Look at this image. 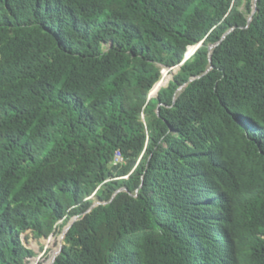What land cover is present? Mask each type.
Segmentation results:
<instances>
[{"label": "trees", "instance_id": "trees-1", "mask_svg": "<svg viewBox=\"0 0 264 264\" xmlns=\"http://www.w3.org/2000/svg\"><path fill=\"white\" fill-rule=\"evenodd\" d=\"M253 9L0 0V264H27L21 235L71 216L52 264H264V0Z\"/></svg>", "mask_w": 264, "mask_h": 264}, {"label": "rangeland", "instance_id": "rangeland-1", "mask_svg": "<svg viewBox=\"0 0 264 264\" xmlns=\"http://www.w3.org/2000/svg\"><path fill=\"white\" fill-rule=\"evenodd\" d=\"M197 47L198 46H194V47L189 48L187 55L185 57V61L194 53V51L197 49ZM177 70H178V67H175L172 69L171 68L170 69H168V68H162L161 69L160 81L162 80L164 82V85L161 86L160 88H163L167 85V83L172 79L173 75L177 72ZM157 92L158 91H156L155 93H151L150 97H155ZM123 178H126V176H124ZM93 203L96 204L97 201L95 200ZM76 219H77V216H71L68 218V220L65 219V221L59 222L58 228L60 231L59 232L56 231L54 235H51L45 239L35 240L28 233L22 234L21 238L23 240L24 246L32 249L36 253V256L34 258H31L27 264H30L32 261H37V264H44V262L49 257L51 251L54 248H58V249L60 248V246L62 245V240H63V236H64L63 232H64L65 228L68 226V224L75 221ZM47 264H50V262H48Z\"/></svg>", "mask_w": 264, "mask_h": 264}, {"label": "water", "instance_id": "water-1", "mask_svg": "<svg viewBox=\"0 0 264 264\" xmlns=\"http://www.w3.org/2000/svg\"><path fill=\"white\" fill-rule=\"evenodd\" d=\"M255 1H256V0H254V9H253V12H252V13L255 12ZM250 20H251V16L249 17L248 22H249ZM225 35H226V34H225ZM225 35H224V36H225ZM98 204H99L98 202H97L96 204H93L92 208L95 207V206H97ZM73 222H74V221H73ZM73 222H71L70 224H68V226L65 228V230H64V232H63L64 236H65L66 232L68 231V229L71 227V225H72ZM64 236H63V238H64ZM61 247H62V245L60 246L58 253L60 252ZM51 264H52V263H51Z\"/></svg>", "mask_w": 264, "mask_h": 264}, {"label": "built area", "instance_id": "built-area-1", "mask_svg": "<svg viewBox=\"0 0 264 264\" xmlns=\"http://www.w3.org/2000/svg\"><path fill=\"white\" fill-rule=\"evenodd\" d=\"M122 162L120 153L117 151L114 156L113 165H117Z\"/></svg>", "mask_w": 264, "mask_h": 264}, {"label": "bare ground", "instance_id": "bare-ground-1", "mask_svg": "<svg viewBox=\"0 0 264 264\" xmlns=\"http://www.w3.org/2000/svg\"><path fill=\"white\" fill-rule=\"evenodd\" d=\"M157 91H158V90H157ZM155 92H156V90H154V87H153V90H152L151 93H155ZM58 251H59L58 248H55V249H54V254H53V257H52V259H51V261H50V264L54 261L55 257H56L57 254H58Z\"/></svg>", "mask_w": 264, "mask_h": 264}]
</instances>
